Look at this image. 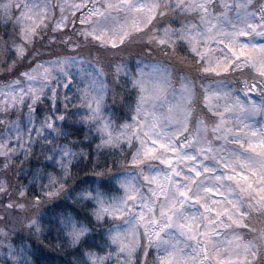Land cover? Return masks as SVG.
<instances>
[{"label":"snow or ice","instance_id":"6c2138e0","mask_svg":"<svg viewBox=\"0 0 264 264\" xmlns=\"http://www.w3.org/2000/svg\"><path fill=\"white\" fill-rule=\"evenodd\" d=\"M0 264H264V0H0Z\"/></svg>","mask_w":264,"mask_h":264},{"label":"clouds","instance_id":"9594fccd","mask_svg":"<svg viewBox=\"0 0 264 264\" xmlns=\"http://www.w3.org/2000/svg\"><path fill=\"white\" fill-rule=\"evenodd\" d=\"M157 59H166L156 56ZM140 60L142 63L147 64L150 62L153 57L146 55L142 51V47L140 46H132V47H126L120 51L119 54L116 55H107L104 54L103 60H104V78L106 79L107 83L111 86L113 81L115 80V77L113 76V68L112 65L116 62H120L123 60L124 63H126L129 67L130 72H135L137 65V60ZM183 70V69H177V67L174 65V71ZM121 81H126L127 77L121 74L120 77ZM121 90L119 87L116 89V99L113 100L111 92H109L108 100L106 106L109 107V110L114 113L119 118H123L125 115V105L134 103L135 98V91L131 89H125L123 92V96L121 97L120 94Z\"/></svg>","mask_w":264,"mask_h":264},{"label":"trees","instance_id":"16d2710c","mask_svg":"<svg viewBox=\"0 0 264 264\" xmlns=\"http://www.w3.org/2000/svg\"><path fill=\"white\" fill-rule=\"evenodd\" d=\"M48 255H50L51 257H55L54 253H49Z\"/></svg>","mask_w":264,"mask_h":264}]
</instances>
